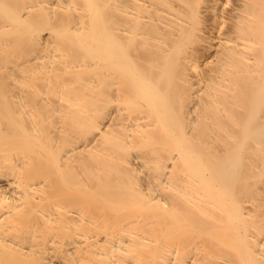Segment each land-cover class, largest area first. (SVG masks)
<instances>
[{
	"label": "bare ground",
	"instance_id": "bare-ground-1",
	"mask_svg": "<svg viewBox=\"0 0 264 264\" xmlns=\"http://www.w3.org/2000/svg\"><path fill=\"white\" fill-rule=\"evenodd\" d=\"M0 264H264V0H0Z\"/></svg>",
	"mask_w": 264,
	"mask_h": 264
}]
</instances>
